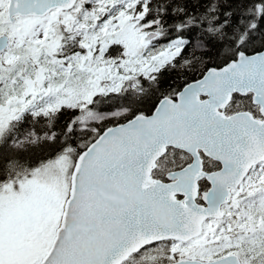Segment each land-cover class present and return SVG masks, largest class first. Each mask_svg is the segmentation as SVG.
<instances>
[{"label": "water", "instance_id": "95a60500", "mask_svg": "<svg viewBox=\"0 0 264 264\" xmlns=\"http://www.w3.org/2000/svg\"><path fill=\"white\" fill-rule=\"evenodd\" d=\"M75 0H8L7 14L41 16L70 9ZM147 32L143 40L156 36ZM8 37L0 36V50ZM233 93H250L260 118L249 111L226 115ZM167 146L189 153L190 163L151 179L156 159ZM217 160L213 173L201 170L198 151ZM264 161V48L209 67L174 98L162 97L150 113H137L106 127L74 159L68 194L52 242L38 264H119L149 241L199 234L204 218H220L229 187L251 165ZM211 187L196 205V179ZM184 195L181 201L174 194ZM170 264H240L236 254L214 260L180 259Z\"/></svg>", "mask_w": 264, "mask_h": 264}, {"label": "rangeland", "instance_id": "374dc122", "mask_svg": "<svg viewBox=\"0 0 264 264\" xmlns=\"http://www.w3.org/2000/svg\"><path fill=\"white\" fill-rule=\"evenodd\" d=\"M136 1L78 0L67 11L52 10L39 17L17 16L10 22L6 15L7 0H0V32L9 37V46L0 52L1 141L11 135L9 145L24 147L44 136L50 139L51 134L40 137L32 130L9 134L12 122L24 113L45 115L62 105L79 107V116L69 120V128L77 122L76 126L89 131L98 121L128 113L129 108L125 106L111 110L83 108L94 94L135 88L136 74L148 76L156 71L177 53L181 43L178 38L143 41L142 37L151 30L150 22L143 18L142 11L134 9ZM112 43L119 44V51L108 55L106 51ZM43 146L44 153L52 151L51 145ZM72 161V155L66 150L42 162L39 171L36 169L30 175L33 177L22 194L5 186L0 188V232L8 238L5 242L0 238V264L39 261L52 230L46 227L37 243L40 229H33V216L36 215L34 220L44 219L45 206L50 211L53 204L55 213L62 201L59 186L66 189ZM38 173L42 178L35 175ZM253 190L264 191V162L255 165L241 187L234 191L224 220L207 224L203 235L185 245L167 246V256L189 253L210 258L236 249L250 254L263 249L264 228L263 232L256 231L250 215L242 214L241 209L235 212L239 194L245 191L251 199ZM31 199L36 201L35 207ZM22 205L24 208L20 210L12 208ZM248 207L250 214V209L261 208ZM230 218H236L232 219L233 224ZM164 247L157 249L164 250Z\"/></svg>", "mask_w": 264, "mask_h": 264}, {"label": "trees", "instance_id": "16d2710c", "mask_svg": "<svg viewBox=\"0 0 264 264\" xmlns=\"http://www.w3.org/2000/svg\"><path fill=\"white\" fill-rule=\"evenodd\" d=\"M140 5L143 18L154 22L151 29L159 33L156 42L174 38L181 40L177 53L150 75L136 74L133 89L123 87L118 92L94 94L83 109L111 110L125 106L129 111L126 115L94 123L92 131L76 126L77 122L69 128V120L78 117L80 112L79 107L73 106H62L45 115L25 114L13 121L8 128L10 134L32 130L38 136H52L50 139L44 136L24 147L9 145L10 136L3 138L0 143V185L11 178L30 176L34 170L39 171L42 162L54 159L66 150L74 160L79 151L105 127L122 122L138 112L149 113L161 97H174L185 84L201 77L209 67L220 66L234 59L239 51L252 53L264 48V0H142ZM116 47V43L109 45L106 54L112 55ZM241 110L259 116L250 93L232 94L224 112L229 114ZM45 144L51 145V153H44ZM187 157L181 150L168 148L157 160V165H181ZM163 172L155 170L157 175ZM59 189L64 196L65 187L59 186ZM249 205L261 208L250 209V214ZM239 209L242 214L250 215L256 231L263 232L264 191L253 190L251 199H247L243 192L236 211ZM230 222L233 224L232 220ZM234 251L242 264H264V248L251 254L238 249Z\"/></svg>", "mask_w": 264, "mask_h": 264}, {"label": "flooded vegetation", "instance_id": "af4514ba", "mask_svg": "<svg viewBox=\"0 0 264 264\" xmlns=\"http://www.w3.org/2000/svg\"><path fill=\"white\" fill-rule=\"evenodd\" d=\"M77 1L78 0H76V2ZM87 4L89 5V2H87ZM140 4H142V0H137L136 3L133 5L134 9H138V10L142 11L143 8L141 7L142 5H140ZM54 10H58V9H54ZM6 15H7V13H6ZM15 17H17V16H15ZM15 17H14V19H15ZM7 19H8V17H7ZM153 24H154V22H150V24H149L150 29H151V27H153ZM1 34H5V32H2V33L0 32V35ZM2 51H0V52H2ZM9 136H11V135H9ZM0 142H1V140H0ZM190 161H191V158L188 156L186 159V162L184 164H181V165H171V166H160V165H158L157 167H155V169L161 170L164 172L159 174V175L155 174L153 176V178L156 177V178H160L163 181H166L168 179L166 176V174L168 172L180 170V169L184 168L185 165ZM201 161H202L201 170L204 173H213V172L218 171L221 168V164L214 159H211V158H208V157L201 155ZM249 173H250V170L247 171V173L241 178L240 182L238 183V185H236V187H233V186L229 187L230 188V201L222 203L220 206V208L223 212H224L225 208L230 205L234 191L241 187V185L243 184L245 179L247 177H249ZM32 177L33 176H29V177L26 176V177L22 178V176H20L17 178H11V179H8V181H6V182L1 183V185L3 187L4 186L7 187L9 190H12L13 192H18V193L22 194L23 193L22 191H24L26 189V185L28 183V180L31 179ZM194 178L196 179V195L194 196V203L196 205H203L204 201L201 198V195L203 192L207 191L211 187V183L205 175H194ZM174 179H176V177H174ZM13 192H11V195ZM174 197L176 200H181V199H183L184 195L181 193H176L174 195ZM30 201H31L32 205L35 207L36 201L34 199H31ZM12 208L16 209V210H20V209L24 208V206L23 205L21 207L14 206ZM54 208H55V204H53V207H52V209H50V211L45 206V209L47 210V216L42 220H34V217L36 215L33 216V220H32L33 229H34V227H38L40 229L39 237L36 238L37 243H39L38 240L42 237L43 230L46 227H50V229L52 230V233H53L55 227L58 224L59 216L56 219V215L58 212V206L55 209V213H54ZM53 219L57 220L56 224H55L56 220L54 221ZM213 220H217V219H215V218L205 219L202 223V230L204 229V226H206V224L209 221L214 222ZM0 233H1L0 238H4L5 239L4 242L7 241L8 238L3 236V232H0ZM32 237H27V238H32ZM195 238L196 237L186 239V240L172 239L171 238V239H163L160 241L150 242V243L144 245L137 252L131 254L128 257V259L123 263L128 264L129 262H131L133 260L134 264H169V263L174 262V261L181 259V258H198L195 255H192L189 253H185V254H175L174 253L171 256H167V251H168L167 246H169L171 244L185 245L188 242L194 240ZM49 240H51V238ZM23 241L24 242L26 241V237H23ZM0 243H1V241H0ZM161 246H166V247H164V250H158L157 247H161Z\"/></svg>", "mask_w": 264, "mask_h": 264}, {"label": "bare ground", "instance_id": "6f19581e", "mask_svg": "<svg viewBox=\"0 0 264 264\" xmlns=\"http://www.w3.org/2000/svg\"><path fill=\"white\" fill-rule=\"evenodd\" d=\"M40 125V124H39ZM22 129V128H21ZM63 142V141H62ZM65 142V141H64ZM63 145V143H62ZM61 146V145H60ZM56 151V150H55ZM58 152V151H57ZM41 153V152H40ZM55 153V152H54ZM20 154V153H19ZM11 155V154H10ZM52 155V154H51ZM25 156V155H24ZM7 158V157H6ZM7 161V160H6ZM15 161V160H14ZM11 162V161H10ZM19 162V161H18ZM6 163V162H5ZM12 163V162H11ZM9 167V166H8ZM17 167V166H16ZM6 169V168H5ZM15 170V169H14ZM9 172V171H8Z\"/></svg>", "mask_w": 264, "mask_h": 264}]
</instances>
